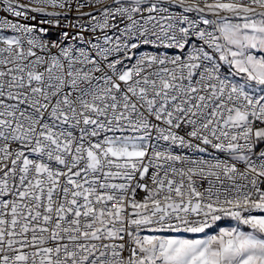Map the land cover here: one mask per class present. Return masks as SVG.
Returning <instances> with one entry per match:
<instances>
[{
  "label": "snow or ice",
  "instance_id": "6c2138e0",
  "mask_svg": "<svg viewBox=\"0 0 264 264\" xmlns=\"http://www.w3.org/2000/svg\"><path fill=\"white\" fill-rule=\"evenodd\" d=\"M0 264H264V0H0Z\"/></svg>",
  "mask_w": 264,
  "mask_h": 264
}]
</instances>
